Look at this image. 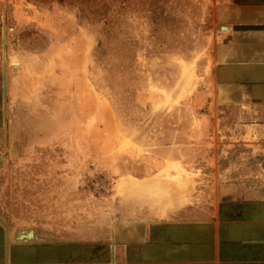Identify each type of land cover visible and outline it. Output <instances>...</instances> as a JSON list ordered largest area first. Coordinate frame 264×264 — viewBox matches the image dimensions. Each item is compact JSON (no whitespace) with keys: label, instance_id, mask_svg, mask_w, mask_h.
I'll return each mask as SVG.
<instances>
[{"label":"rangeland","instance_id":"rangeland-1","mask_svg":"<svg viewBox=\"0 0 264 264\" xmlns=\"http://www.w3.org/2000/svg\"><path fill=\"white\" fill-rule=\"evenodd\" d=\"M213 8L214 0H0V41L12 73L23 66L19 80L12 75L22 91L12 96L10 165L42 167L53 209L93 222L136 209L192 214L244 168L257 176V136L215 135Z\"/></svg>","mask_w":264,"mask_h":264},{"label":"crops","instance_id":"crops-1","mask_svg":"<svg viewBox=\"0 0 264 264\" xmlns=\"http://www.w3.org/2000/svg\"><path fill=\"white\" fill-rule=\"evenodd\" d=\"M213 17L215 135L257 136L260 163L257 176L244 168L242 180L219 183L215 203L192 214L136 209L93 222L53 209L42 197V167L10 165L23 66L13 79L0 41V264H264V0H214Z\"/></svg>","mask_w":264,"mask_h":264},{"label":"bare ground","instance_id":"bare-ground-1","mask_svg":"<svg viewBox=\"0 0 264 264\" xmlns=\"http://www.w3.org/2000/svg\"><path fill=\"white\" fill-rule=\"evenodd\" d=\"M13 64H16V63H13ZM10 149H11V148H10ZM14 153H16V152H14ZM14 153H13V154H14ZM14 155H15V154H14Z\"/></svg>","mask_w":264,"mask_h":264}]
</instances>
